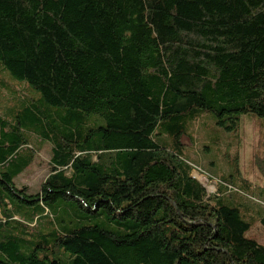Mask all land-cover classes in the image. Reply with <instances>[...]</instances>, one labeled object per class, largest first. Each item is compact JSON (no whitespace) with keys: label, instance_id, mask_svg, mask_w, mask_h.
<instances>
[{"label":"trees","instance_id":"1","mask_svg":"<svg viewBox=\"0 0 264 264\" xmlns=\"http://www.w3.org/2000/svg\"><path fill=\"white\" fill-rule=\"evenodd\" d=\"M9 92L0 264H264V207L249 216L245 183L226 195L237 152L214 196L186 158L200 120L264 127V0H0ZM33 138L51 148L36 192Z\"/></svg>","mask_w":264,"mask_h":264},{"label":"rangeland","instance_id":"2","mask_svg":"<svg viewBox=\"0 0 264 264\" xmlns=\"http://www.w3.org/2000/svg\"><path fill=\"white\" fill-rule=\"evenodd\" d=\"M4 76L9 77L11 84H14V86H20L19 82L12 79L7 72L4 73ZM6 80L8 79L6 78ZM10 93H6L7 96L3 97L10 99L3 101V98H1L0 101L2 104L5 102L3 107L15 108L19 99L10 97ZM26 93L28 98L34 100L40 98L38 92L27 90ZM240 126L241 129L236 134L225 132L218 134L214 131L213 122L200 120L193 129L194 141L193 145L187 148L186 158L194 164L192 177L205 188L208 196H214L222 185L227 187L226 184L221 183L222 177L226 176L229 171L221 155L225 153L224 145L231 144L229 154L232 156L237 152L239 177L232 180L235 184L234 187L237 188L228 187L226 195H229V192H237L240 187H243V183L248 184L254 201L253 204H249L247 200H244L243 204L249 208L250 217H257L262 212L260 208L264 207V169L260 168V166L264 168V127L247 117H242ZM209 131L212 134V139L207 140L206 133H209ZM211 140L216 141L219 148L221 146V152H218L217 147L210 143ZM30 144V148L36 151L35 160L19 183L36 192L40 183L50 172L48 160L51 148L47 143L39 142L34 138ZM263 233L260 224H256L249 236L262 243Z\"/></svg>","mask_w":264,"mask_h":264},{"label":"water","instance_id":"3","mask_svg":"<svg viewBox=\"0 0 264 264\" xmlns=\"http://www.w3.org/2000/svg\"><path fill=\"white\" fill-rule=\"evenodd\" d=\"M194 178V177H193ZM195 179V178H194Z\"/></svg>","mask_w":264,"mask_h":264}]
</instances>
